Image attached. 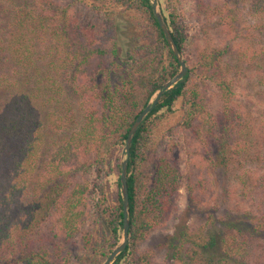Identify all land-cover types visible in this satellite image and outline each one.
Wrapping results in <instances>:
<instances>
[{
  "label": "trees",
  "instance_id": "trees-1",
  "mask_svg": "<svg viewBox=\"0 0 264 264\" xmlns=\"http://www.w3.org/2000/svg\"><path fill=\"white\" fill-rule=\"evenodd\" d=\"M112 1L119 13L98 10L100 21L87 23L73 4L0 0V264H103L121 240V199L105 213L109 234L101 244L81 233L96 193L89 177L101 178L136 117L180 67L150 0ZM191 1L202 20L195 61L186 53L179 1L159 0L188 73L132 140L128 245L112 264L149 262L139 247L170 220L182 182L186 209L204 210L205 217L197 227L187 213L179 217L166 237V264H264V121L235 93L246 70H264V0ZM246 5L255 25L242 21ZM119 14L133 44L128 73L113 87ZM178 104V130L193 158L185 174L155 152V132ZM210 169L233 173L249 210L216 217L218 210L208 209L215 194ZM79 236L86 256L76 258L71 248Z\"/></svg>",
  "mask_w": 264,
  "mask_h": 264
},
{
  "label": "rangeland",
  "instance_id": "rangeland-1",
  "mask_svg": "<svg viewBox=\"0 0 264 264\" xmlns=\"http://www.w3.org/2000/svg\"><path fill=\"white\" fill-rule=\"evenodd\" d=\"M61 4H73L72 6L76 10L77 18L80 21L87 23H95L100 17L98 10L104 11L107 9H113L119 13L120 8L114 6V1H99L93 0H53ZM159 1V0H158ZM180 12L184 22V29L188 37L187 55L195 61V51L197 45L200 42V26L202 20L198 17L195 6L191 0H178ZM160 5V3H159ZM161 8V6H160ZM241 11L242 21L248 25H255V19L248 10L247 5L243 7ZM125 14L117 15V36H118V68L111 76V85L113 87L118 86L123 77L128 73V67L126 65L128 48L133 44L131 42V31L129 29V22L125 18ZM237 43H241L239 40ZM262 42H259L258 48H262ZM182 55V54H181ZM183 57V56H182ZM184 58V57H183ZM185 60V59H184ZM246 67V66H243ZM254 69V67H252ZM126 71V73H124ZM125 74V75H124ZM236 100L241 107L252 114L253 117L259 121H264V70H254L244 72L242 76L237 80V87L235 89ZM183 106L177 105V108L172 116L165 120L155 132L156 156L163 157L169 156L172 159V163L179 169V171L185 174V169L190 166V162L193 159L192 151L190 149L189 138L180 133L178 125L183 116ZM122 148L115 151L111 158V163L104 167V173L101 178L89 177V181L95 188V195L92 196L88 204V215L83 225L81 226V233L90 232L92 239L95 241L93 245L102 243L103 239L109 234L107 223L104 217H106V211L110 210L113 206H116L117 199H121V191L119 187L118 178L121 163ZM262 168L264 163L262 162ZM234 167L230 172L234 171ZM211 179L213 186L215 187V194L209 202V210H218L216 217H227V213L234 215L239 209L247 208L245 204L239 202L240 189L235 185L234 173H226L217 169H210ZM103 192V196H102ZM187 208V197L185 192L184 182H182V188L175 199V207L172 211L171 218L162 228L156 229L151 232L146 240L140 245L139 249L141 253H146L149 256V262L146 264H166L167 250L165 247L166 237L172 236L174 230L178 225L179 217L186 214L189 217V223L193 227H197L203 222L205 217L204 210H194ZM207 209V210H208ZM249 210V209H248ZM228 211V212H227ZM230 211V212H229ZM242 213V210H240ZM206 212V211H205ZM122 237V233H121ZM121 241V240H120ZM93 247V246H92ZM72 254L76 258L84 257V248L81 243V237L79 236L71 248ZM78 263V261H76ZM144 264V263H136Z\"/></svg>",
  "mask_w": 264,
  "mask_h": 264
},
{
  "label": "water",
  "instance_id": "water-1",
  "mask_svg": "<svg viewBox=\"0 0 264 264\" xmlns=\"http://www.w3.org/2000/svg\"><path fill=\"white\" fill-rule=\"evenodd\" d=\"M151 7L154 13V16L157 20L158 26L162 31L166 43L169 49L172 51L173 55L175 56L178 64H179V71L178 73L172 77L170 80L165 82L150 98L147 105L144 109L139 113L136 117L135 121L131 125L129 132L126 137V141L124 147L122 149L121 154V163H120V175H119V187L121 191V202H122V215H123V222H122V237L119 244L111 251L108 255L106 260L103 264H112L114 260L123 252L125 251L128 245V232H129V198H128V187H127V177H128V167H129V155H130V147L132 140L140 127V125L144 122V120L148 117V115L153 111L156 107L159 99L162 95L173 88L176 84L181 82L187 76L188 69L184 58L182 57L181 53L179 52L176 44L172 38L170 30L167 27L166 21L163 17L159 1L158 0H150Z\"/></svg>",
  "mask_w": 264,
  "mask_h": 264
}]
</instances>
